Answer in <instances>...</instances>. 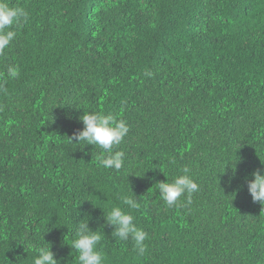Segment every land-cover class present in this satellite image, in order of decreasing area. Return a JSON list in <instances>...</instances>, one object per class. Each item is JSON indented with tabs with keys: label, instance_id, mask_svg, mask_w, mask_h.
<instances>
[{
	"label": "trees",
	"instance_id": "obj_1",
	"mask_svg": "<svg viewBox=\"0 0 264 264\" xmlns=\"http://www.w3.org/2000/svg\"><path fill=\"white\" fill-rule=\"evenodd\" d=\"M6 2L28 20L0 53V264H34L46 243L79 264L87 217L104 264H264L247 191L264 171V0ZM83 112L127 122L121 170L69 142ZM185 166L199 190L170 208L156 183ZM130 190L142 255L103 218Z\"/></svg>",
	"mask_w": 264,
	"mask_h": 264
},
{
	"label": "clouds",
	"instance_id": "obj_2",
	"mask_svg": "<svg viewBox=\"0 0 264 264\" xmlns=\"http://www.w3.org/2000/svg\"><path fill=\"white\" fill-rule=\"evenodd\" d=\"M27 20L28 13L23 8L12 7L6 0H0V53L8 48L15 39L16 31L13 30V27H19ZM8 74L15 78L19 75V70L14 67L9 68ZM79 120L84 127L74 133L72 138H68L69 142L73 144L74 139L75 144L73 145L76 147L83 148L85 145H92L98 148L99 153L95 159L99 166L104 169L121 170L124 167L125 153L115 149L121 145L129 132L127 122L110 114L97 112H83ZM251 175L252 179L247 181V191L253 202L264 205V171L253 172ZM156 185L161 200L170 208L178 206L181 197L186 195L190 197L191 194L199 190L198 184L191 176V169L187 166L183 167L181 174L170 182L166 180L158 182ZM130 193L122 200L123 205L127 206V211L120 206H113L107 212L106 219L104 215L103 218L106 225L114 228L116 237L122 241L131 239L137 253L142 255L146 248L145 241L148 239V233L134 223L132 212L140 208V203L131 190ZM188 202H191L190 199ZM88 220L89 217L76 223L75 239L72 241L71 247L78 254L79 264H104L105 256L98 247L103 238V231L101 233L91 230ZM46 244L47 246L34 247L36 253L34 264H59V261L54 259V253L50 251V244Z\"/></svg>",
	"mask_w": 264,
	"mask_h": 264
}]
</instances>
